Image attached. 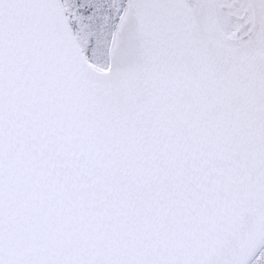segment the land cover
I'll use <instances>...</instances> for the list:
<instances>
[{"label":"snow or ice","instance_id":"obj_1","mask_svg":"<svg viewBox=\"0 0 264 264\" xmlns=\"http://www.w3.org/2000/svg\"><path fill=\"white\" fill-rule=\"evenodd\" d=\"M0 264H264V0H0Z\"/></svg>","mask_w":264,"mask_h":264}]
</instances>
